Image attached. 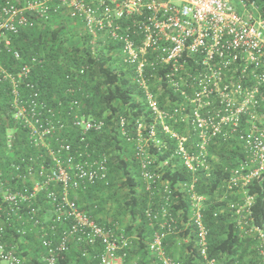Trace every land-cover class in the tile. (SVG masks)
<instances>
[{
    "label": "built area",
    "instance_id": "obj_1",
    "mask_svg": "<svg viewBox=\"0 0 264 264\" xmlns=\"http://www.w3.org/2000/svg\"><path fill=\"white\" fill-rule=\"evenodd\" d=\"M237 1L244 12L230 0H0V54L19 59L12 35L67 18L81 26L92 53L96 47L116 45L120 61L133 68L132 80L152 120L147 125L139 118L131 136L121 117L120 131L133 144L140 189L147 196L144 212L152 229L148 249L162 264H179L165 255L164 244L168 235L179 232V218L169 211L175 190L190 194V215L184 225H193L204 264H218L207 258L204 198L194 192L198 175H209L211 138L234 136L242 144L244 158L224 181L228 189L244 187L264 173V122L258 119V111L264 110V17L255 0ZM41 61L33 55L16 72L0 65V80L10 86L13 116L29 146L37 151L11 164L15 174L10 180L20 184L19 189L10 187L9 178L3 179L0 173V264H28L15 246L5 242L6 227L19 236L37 230L44 249L38 264H59L74 246L86 264H119L131 246V236L117 222L98 223L92 214L98 208L95 201L84 209L72 195L96 183L109 184L107 157H92L87 150L88 133L100 131L104 122L78 113L80 99L72 93L80 92L79 86H67L66 105L61 100L56 106L42 101L30 81L32 69ZM83 71L81 67L78 73ZM162 82L182 97L170 111L159 107L154 96L162 91ZM67 116L69 124L63 121ZM171 118L194 134L179 135L167 123ZM63 130L74 132L72 139L79 140L72 154L71 144L58 136ZM168 140L175 142L170 157L158 160L149 148L154 144L164 151ZM174 157L182 162L189 180L171 188L161 172L169 164L176 165L171 161ZM157 192L165 202L154 207ZM251 203L252 197L246 195L243 204L230 207L236 214L245 210L237 219L238 228L256 240L264 256V231L250 224Z\"/></svg>",
    "mask_w": 264,
    "mask_h": 264
},
{
    "label": "trees",
    "instance_id": "obj_2",
    "mask_svg": "<svg viewBox=\"0 0 264 264\" xmlns=\"http://www.w3.org/2000/svg\"><path fill=\"white\" fill-rule=\"evenodd\" d=\"M255 2L260 6L264 17V0H255ZM62 19L53 20L49 24L34 29L21 30L12 35V46L19 52L20 58L14 59L11 54L3 52L0 54V65L6 71L16 72L23 61L33 55L39 56L42 61L32 69L30 81L34 83L40 99L51 106H56L59 100L67 104L69 96L65 90L69 84L74 88L81 87L80 92L72 93L74 98L80 99L78 113L81 116L101 119L104 122L100 131L88 133L87 150L92 157L97 158L101 155L107 157L109 184L106 186L104 183H96L86 190L75 191L72 195L82 202L85 195L97 198V193L107 190L112 197L115 195L113 193L117 185L126 187L127 197L122 207L132 224L123 230L127 236H131L132 243L127 249L123 262L126 264H162L148 249L147 243L151 240L152 229L148 225L144 212L147 196L140 189L141 180L132 152L133 144L128 143L120 131L121 117L125 120L124 129L131 136L135 133L136 121L139 118L142 117L141 120L147 125L152 120L144 96L132 80L133 68L126 67L120 61L116 45L96 47L92 53L88 37L81 26L78 25L79 28L76 29L77 32L80 29L79 35L73 34L68 28L64 30L66 26L59 22ZM81 67L84 71L79 74L78 70ZM161 86L162 91L155 93L154 96L159 107L170 111L174 104L182 102V97L168 89L164 82ZM67 117H63L65 124L71 122V118ZM245 119L243 118L242 121ZM167 123L179 135H192L193 133L184 123H176L172 118ZM242 129L241 126L240 130L243 131ZM73 133L67 130L58 133L59 137H65V140L71 144V154L79 144L77 138L72 139ZM159 133L163 138L168 139V134L161 131ZM168 143L169 147L164 151L159 152L154 144L150 146L149 151L155 154L158 160L168 159L175 142L168 140ZM40 151L44 152L45 149H40ZM36 153L37 151L29 146L25 131L13 116L9 83L0 80V173L3 179L9 178V184H7L10 187L13 189L21 187L14 180H10V176L15 174L11 164L16 162L21 155ZM213 155L218 158V162L213 161ZM242 158H244L242 144L236 141L234 136L229 139L218 136L211 138L208 146L209 175L200 173L194 188V192L204 198L202 213L203 221L208 228L207 258L215 259L218 264H264V256L259 253L256 240L251 235H245L238 228L237 219L245 214V210L236 214L235 208L230 207V204H243L245 196H251L250 224L259 226L264 231V173L251 180L246 186L239 187L240 184H238L231 190L224 182L230 177V169L236 166ZM171 161H174L176 165L169 164L163 168L161 179L167 180L173 188L178 182L188 181L189 174L180 160L174 157ZM160 192L154 195V207L165 202ZM222 195H225V198L216 203L214 199ZM171 197L172 204L169 211L173 217L179 218V232L166 237L165 255L175 258L179 264H204L198 251L193 225H184L188 222L190 215V194L187 191L175 190ZM87 207L86 205L83 208L87 209ZM96 213L97 210L92 212L95 219L97 218ZM4 240L7 244L15 246L17 253L22 255L28 264L41 262L44 249L37 230L19 236L14 229L6 227ZM184 248L186 249L185 255L181 252V254L176 253L179 251L176 249ZM72 254L75 255V263L77 261L79 264L88 263L80 256L79 249L72 248L68 254L63 255L59 264H71Z\"/></svg>",
    "mask_w": 264,
    "mask_h": 264
},
{
    "label": "rangeland",
    "instance_id": "obj_3",
    "mask_svg": "<svg viewBox=\"0 0 264 264\" xmlns=\"http://www.w3.org/2000/svg\"><path fill=\"white\" fill-rule=\"evenodd\" d=\"M231 3L239 10L240 6L237 3V0H230ZM60 23H63L64 26H66V28L64 30H66L68 28L69 31L73 32V34H77L79 35L80 29H78L79 31L77 32V28H79L78 24L71 22L70 20H68L67 18H63L62 20L59 21ZM59 22L57 24H59ZM185 131H187L185 129ZM212 159L214 162H218V158H216V156H212ZM119 183V182H118ZM107 190H102L99 193H97V198H93V197H87L86 195L84 196L85 198L79 201V203L83 204V206H86V204H89L91 201H95L96 204L98 205L97 208V215H104L107 214V211H109L110 213L108 215H111L112 218H118L117 220L118 225L122 228H125L126 225V218L127 215L124 213L123 210V203L127 197V188L126 187H120V185H117V189L114 190L115 194L112 197H107L105 196ZM95 199V200H94ZM256 261V260H255ZM258 264V263H257Z\"/></svg>",
    "mask_w": 264,
    "mask_h": 264
},
{
    "label": "crops",
    "instance_id": "obj_4",
    "mask_svg": "<svg viewBox=\"0 0 264 264\" xmlns=\"http://www.w3.org/2000/svg\"><path fill=\"white\" fill-rule=\"evenodd\" d=\"M231 2V1H230ZM237 3H238V1H237ZM238 5L240 6V4L238 3ZM260 7V6H259ZM239 11L240 12H244V9L240 6V8H239ZM261 9L259 10V13L261 14ZM261 16H262V14H261ZM263 17V16H262ZM259 113H258V119H260V121L263 123L264 122V110L262 109V110H259L258 111ZM243 128H246V125H244V126H242ZM140 186V185H139ZM105 196H107V197H109L110 195H109V193H107L106 192V194H105ZM225 198V195H222V196H219L218 198L216 197V199H214V201H216V203L217 202H220V201H222L223 199ZM110 212L109 211H107V214H104V215H97L96 214V216H97V221H99V222H101V223H111V222H119L117 219L118 218H112L111 217V215H108ZM179 216V215H178ZM126 225H125V228H126V226H128L129 224H132V222H131V219L130 218H126ZM122 229H124L123 227H122ZM74 248L76 249L77 247H75L74 246ZM179 250V251H178ZM176 251H178V252H176V253H179V254H183V255H185V251H186V249L184 248V249H176ZM181 252V253H180ZM78 260V259H77ZM70 263L71 264H79L78 263V261L75 263V261H76V258H75V255L74 254H72L71 256H70ZM94 262V261H93ZM119 264H126L125 262H123V260H122V262L121 263H119Z\"/></svg>",
    "mask_w": 264,
    "mask_h": 264
}]
</instances>
